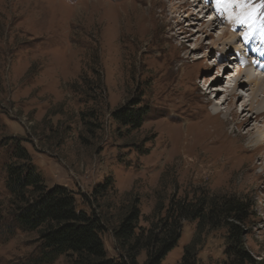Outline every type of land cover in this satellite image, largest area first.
Here are the masks:
<instances>
[{"label": "rangeland", "instance_id": "rangeland-1", "mask_svg": "<svg viewBox=\"0 0 264 264\" xmlns=\"http://www.w3.org/2000/svg\"><path fill=\"white\" fill-rule=\"evenodd\" d=\"M183 1L0 0V264H33L41 245L38 233L15 224L5 187L13 138L47 188L61 186L77 210L101 214L108 257H117L112 229L132 210L139 214L137 232L145 233L172 202L230 201L242 208L239 221L229 213L209 225L182 222L161 264H181L193 239L195 264H229L230 225L239 229L244 252L264 264V123L233 130L221 106L246 59L259 68L251 69L254 76L264 69L253 55L239 57L227 37L224 52L213 49L224 31L240 37L239 49L247 35L227 29L225 15L212 20L213 4L202 11L196 0L190 12ZM237 3L264 22V0H228L222 11L239 14ZM249 89H235L229 106L237 113ZM132 104L147 112L137 131L112 117ZM144 260L142 254L138 263Z\"/></svg>", "mask_w": 264, "mask_h": 264}, {"label": "trees", "instance_id": "trees-1", "mask_svg": "<svg viewBox=\"0 0 264 264\" xmlns=\"http://www.w3.org/2000/svg\"><path fill=\"white\" fill-rule=\"evenodd\" d=\"M147 112L136 109L135 104L112 113L114 121L124 129L137 131L145 121ZM10 161L5 165V187L14 206V221L23 231L39 234L40 253L32 259L33 264H45L59 256L67 255L71 264H161L166 255L177 245L184 221L212 224L213 219L234 213L240 220L242 208L230 201L219 207L172 202L145 233L136 230L138 212L132 210L121 223L112 229L117 257L107 256L100 235L103 230L101 214L86 213L76 209L71 191L53 186L47 188L43 178L36 172L30 156L18 141L11 140ZM240 231L230 225L226 254L229 264H262L254 262L242 249ZM197 243L193 239L184 248L181 264H195L192 255ZM192 255V256H191Z\"/></svg>", "mask_w": 264, "mask_h": 264}, {"label": "bare ground", "instance_id": "bare-ground-1", "mask_svg": "<svg viewBox=\"0 0 264 264\" xmlns=\"http://www.w3.org/2000/svg\"><path fill=\"white\" fill-rule=\"evenodd\" d=\"M227 1L228 0H202L203 4L206 6V7L202 8V11H204V10L210 11L209 5L213 4L212 11L214 12L215 18L212 20H214L216 22L217 21L216 16L218 18L219 15L220 16L225 15L224 19L227 21L226 22L227 23V25H226L227 29H232L234 27L241 28L242 33L247 35L248 37L246 36L245 41L242 40V44L244 47L242 46V49L240 48L241 49L240 50L234 44V41L240 40V37L236 36V35H231V33H230V36H228L227 32L224 31L221 34V36L219 38H217V40H216V43L218 44L216 46H218L220 49H218V47H216V46L213 49L223 51L224 46L227 43L226 41L229 38L230 39L229 43L232 42V50L235 53H237L239 57L242 56V51H244V53L246 55H253L254 57H256L257 54L255 55V52H254L256 49H257V51H260V50L264 51V34L262 33V32H264V30L262 31V29L264 28V22H262V20L261 21L257 20V18L255 17L256 13L255 14L254 13L248 14L247 12H244L243 10L241 11L240 6L244 3H237V8H239V10H240L239 14H237L238 11L234 14L235 11L232 10V8H229L228 11H226V10L222 11V7L224 6V4H227ZM188 2H189V0H184L181 3V8L185 9V7H191L192 9H189L190 12L196 11L197 10L196 9V7H197L196 0H193L194 5L188 6ZM228 6H230V4H228ZM192 14L193 13H191L190 15H192ZM253 15H255L254 16L255 18L253 17ZM246 17H250V19L248 21H246L245 20ZM234 18H236L238 20L234 21ZM142 21H144V20H142ZM140 22H139V24H140ZM142 25H143V23H142ZM244 28H246L247 30H245ZM243 30H245V31L243 32ZM252 35H254L255 37H259L258 41H253V42L251 41L250 42V37ZM226 37H227V39H226ZM260 54H261V51H260ZM263 54H264V52H263ZM224 55H226V54H224ZM249 57L252 58V56H249ZM246 58H248V57H246ZM259 59H260V61H259ZM259 59L256 57V62H258V63L260 62L261 70H263L264 69V56H259ZM252 60H254V59H252ZM245 62H247V63L241 65L236 76L232 77L231 81H229V82H233L234 84L232 87H228V90L226 91V97L227 98H225V100L221 104V106H227L224 109V110H226V112L224 114H222V117L224 119L227 116L233 117L231 119V123H233L232 124L233 130H234V126H236V128L246 127V126H248V124L251 121H254L255 123H260V122L264 123V75L263 76L260 75L259 77H256L253 75L251 69L254 68V71L259 69L257 67L255 61H251V60L246 59ZM228 75L229 74H227V76ZM242 79H245V81L243 80V82H242ZM242 83H244V84H242ZM243 85L250 87V89H249L250 99L248 101L244 102V104L242 106L241 113H237L235 111V107H232V106H234V104H231V106H229V101L233 100V96H235V89L238 86H243ZM211 111H212L213 116L215 118L221 114V109H219L216 106L213 107L211 109ZM255 143H256L255 147L254 146L253 147L255 148V151H256L259 148H261L262 144L258 140Z\"/></svg>", "mask_w": 264, "mask_h": 264}, {"label": "snow or ice", "instance_id": "snow-or-ice-1", "mask_svg": "<svg viewBox=\"0 0 264 264\" xmlns=\"http://www.w3.org/2000/svg\"><path fill=\"white\" fill-rule=\"evenodd\" d=\"M242 22V21H241Z\"/></svg>", "mask_w": 264, "mask_h": 264}]
</instances>
